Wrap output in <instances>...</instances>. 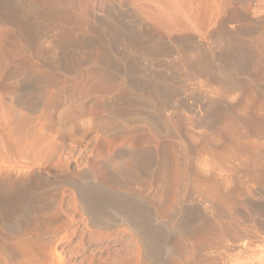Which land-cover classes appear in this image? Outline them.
<instances>
[{"label": "rangeland", "instance_id": "1", "mask_svg": "<svg viewBox=\"0 0 264 264\" xmlns=\"http://www.w3.org/2000/svg\"><path fill=\"white\" fill-rule=\"evenodd\" d=\"M22 3L36 8L21 14ZM7 10L19 23L1 17ZM235 10L243 17L229 18ZM210 16L198 0H0V81L34 92L44 87L40 65L64 74L46 88L42 107L46 140L61 144L27 166L38 169L33 180L47 179L43 188L0 217V264H195L197 246L207 264H264V51L255 41L252 48L264 31V0H226L221 18L213 24ZM221 23L242 48L217 46L213 25ZM29 28L36 36L22 34ZM179 46L199 47L216 73L223 62L238 63L235 73H217L238 89L199 81ZM24 58L35 66L21 70ZM131 102L144 104L140 112L153 116V126ZM8 113L0 105V129ZM225 121L234 124L222 129ZM204 178L221 197L206 192ZM82 201L98 210L97 220ZM124 212L138 218L151 257L122 223ZM215 222L238 223L241 236L208 248L203 236L200 243L183 236ZM180 239L182 260L171 254ZM10 240L26 242L30 252L3 253Z\"/></svg>", "mask_w": 264, "mask_h": 264}, {"label": "bare ground", "instance_id": "2", "mask_svg": "<svg viewBox=\"0 0 264 264\" xmlns=\"http://www.w3.org/2000/svg\"><path fill=\"white\" fill-rule=\"evenodd\" d=\"M30 2H32V1H30ZM225 2H226V0H198V6L211 14L210 20H212V23L214 24L217 20H219L221 18L222 14L225 12ZM22 4L23 5H22V10H21L22 13L21 14L25 13L26 11H29L30 8H36L35 3H29V4L22 3ZM1 17L6 21H9V22H12L15 24L19 23L18 20H20L22 18L21 16L16 17L13 13L9 12L8 10H7V12L3 13L1 15ZM242 17H243V15L239 10L232 11L231 13L229 12V18H231V19L242 18ZM213 27L218 32L216 40L214 41L218 47H220L222 45L226 47L225 44H227V46L231 45V47H233L232 45L239 46V42H240V41H238L239 39H237L235 37V35H230L228 33H225V30H223L224 28H223L222 23L220 25H213ZM21 31H22V34L26 37L30 38V37L36 36L35 32L33 31V28L22 29ZM253 38H254L252 40L253 43L252 42L251 43L253 44L254 47L252 46V48H255V44H257L258 45L257 51L258 52L264 51V31L261 30ZM133 39H134V36L130 35L128 37L127 43L132 44ZM254 41H255V44H254ZM241 45L239 46V48H242ZM186 47L183 48V47L179 46V49L181 51H185L184 52L185 57L183 59V62L185 63L188 70L190 72H192V74L195 73V75L198 77L199 81L201 78V81L203 80V81L208 82V83L209 82L217 83L218 85L216 84V86H218V87L220 85H223L229 91L231 90V92L233 90L238 89V87H239L238 83L239 82L234 81L230 77L228 79H223V78H221V76H219V74H217L220 71L226 72L229 74L235 73L236 70L240 69V66L238 63H236L235 61H230V60H229L230 62H226V63L223 62L221 69H219V72L216 73V71H218V70L214 71V69L209 64V61H204L202 59V57L200 56V53L202 50L199 51V49H200L199 47L198 48H196V46L194 48H192V47L186 48ZM252 50H254V49H252ZM253 52L256 53L255 55H259L258 52H255V50ZM254 56H253V59H254ZM205 58H206V55H205ZM30 60L31 59H29V58H24V60H22V65L20 64L21 67L24 65H26L27 67L35 66V64ZM220 60H222V59H220ZM258 61H256V62H258ZM11 66H14V65H10L9 68ZM14 67H16V66H14ZM80 67L81 66L79 64H76L75 70H73L71 72L77 71ZM210 67L213 70H211ZM25 68L26 67L24 66L21 68V70L25 69ZM38 70L41 73H40V75H38V74L37 75L40 76V78L42 77L41 80H42V83H44V84H41V85H43L44 87L42 89L39 88L40 90H36L34 92L29 90V89H28L29 91L28 90L26 91V89L19 88V86H17L18 88L17 87L15 88V86L13 85L14 83L13 84L12 83L7 84L5 82V80H4V83L0 81L1 82L0 83V105L9 111L8 114L10 116V120H9L6 128L0 129V167L3 165H9L10 167H12L11 169L3 170L5 172L0 171V217L4 216L7 213L12 212L15 209L14 207L17 206L19 203H21L26 198V196L34 193V191L38 192L39 189L43 188V184H44V182H47V179H43L44 182H40L41 180H37V181L33 180L32 179L33 176H37V177L39 176V172L37 171L38 169L35 171V170H32L31 168L28 169L27 166L30 164L31 165L38 164V163L41 164V162L43 161V156H46V155L42 154V151H43V149L45 150V147H49L51 149V151L56 152L55 148L58 147L59 143L61 144L60 141H59V143H57L58 141L52 143L51 141L48 142V140H46L47 135L45 134L46 132L44 130L46 124H45V121L43 120V119L46 120V118H44L45 115H44V111H43L42 107L44 106L43 104L45 102V101H43V94L45 92H47L46 88L51 87V86H56L58 84V82L63 81L61 79V77H63L64 74L63 75L60 74L61 76H59V74L55 73L54 71H46L45 68L43 69L41 67V65L37 69V73H38ZM11 71L6 72L8 74H4V73L3 74L6 75L8 78H10V77H12L13 74H16L15 73L16 71L14 73H12L13 71L12 72ZM37 75H36V77H37ZM6 76H2V77L5 78ZM8 78H5V79H8ZM41 80H39L38 83L39 82L41 83ZM11 92L15 94L14 99L12 98V96L14 94H12V96H10ZM7 94L9 97H11L13 99V100L11 99L12 101H9L10 99H9V97L7 98ZM129 105H131L132 108H134V107L136 108L137 112L135 114L139 115V117H140L139 118L137 115H135L136 118L138 117L140 120L147 121L150 125L153 126V124H152L153 120L151 118L153 116H151V114H149V113L142 114L143 112L142 113L140 112L139 106L144 105V104H142L141 102H137L136 104L134 102H131V103H129ZM129 105H127L129 108L128 107L124 108L125 110L118 111L117 114H123L126 110H130L131 107ZM134 109H131V111ZM30 115L32 117L36 115L35 117L32 118V121H29V119H31ZM132 115L134 116V113H132ZM34 118H36L37 121L36 120L34 121ZM41 119H42V121H40ZM225 120H226V118H225ZM232 123L234 124V121H227V123L225 121L224 128H222V129L228 128L229 127L228 125L232 124ZM235 124H236V122H235ZM32 125H33V128L30 127ZM34 128H35V131L31 132L30 129H34ZM163 146H166V145H163ZM225 149H226V146H225ZM240 150L242 151L241 148H240ZM46 151H48V148ZM237 152L238 151H236V153ZM242 152H241V154H242ZM244 153H245V151H244ZM51 154H53V153H51ZM233 156H234V158H236L235 154H233ZM227 158H229V157H227ZM233 159H230V160L233 161ZM226 164H228V163H226ZM165 166H166V164H165ZM165 168L166 167H164V169ZM165 174H166V172H165ZM165 174L163 173L164 176H165ZM153 175L157 177V174L153 173ZM159 175H162V174H159ZM152 176L150 178H152ZM138 178H137V180H139ZM147 178H149V176ZM163 178L162 177L160 178V182L162 181ZM158 179H159V177H158ZM197 179H198V177H197ZM204 179L206 180V178H204ZM206 181H204V183H207V185L205 186L207 191L206 190L205 191L209 192L210 196L217 195L218 197H221L222 193H220L221 191L219 190V188L216 186H209L210 184L208 183V181L207 182ZM77 191H78L80 197L82 198V190H80V188H77ZM162 193H160L158 191L157 194L162 195ZM87 195L89 196V193ZM83 196H84V194H83ZM88 196L85 195V197H87V201L91 202L90 196L89 197ZM160 197H162V196H160ZM88 202L82 201L81 208L86 212V214L90 217V219L95 220L98 216V213H97L98 210L95 207L94 208L91 207L92 205L90 206ZM12 208H14V209H12ZM11 209H12V211H10ZM260 210H261V208H260ZM260 210H259V212H260ZM263 211H264V209H263ZM259 212H256V213H258V215H259ZM221 213H223V212H221ZM263 218H264V216H263ZM136 219H138V218L134 217L133 214L131 215L128 212L122 213V223L125 224L130 229H132L137 235H139L141 237V245L143 246L142 250L144 252V255H146L147 257H151L152 253H153L152 249H151L152 246H150V242L148 241V239L145 238L144 235L140 233L141 225L139 224V222ZM43 222L41 223L42 225L44 224ZM224 223L225 222H223V224H217V225H216V222H215V225L210 224V223L209 224L199 223V224L193 225L188 230H185V231L183 230V232H184L183 236H184V238L186 237L185 239L190 238V239H193V241H195V242L197 241V243L199 241L202 242L201 239L203 236V237H205V246L207 248L210 245L213 246V244L214 245L215 244H219V245L222 244L223 240L228 236H233V237H240L241 236L239 228L238 227H237L238 229L235 228V226L238 223H234V225H231L232 223L227 224V222H226V224L229 226L224 225ZM263 224H264V222H263ZM232 226H234V227H232ZM37 228L40 229V225L39 226L37 225L35 230H37ZM31 230H34V228ZM198 239H200V240H198ZM206 239H207V241H206ZM1 240H2V238H1ZM180 240H182V239H180ZM13 241L14 242L11 241L12 242L10 244L11 247L5 246V247H8L9 249L3 248L5 251L3 253L8 254L9 256L10 255L11 256H20V255H16V254H21L24 252L25 253L30 252L29 248H28V244L26 242L19 241V240L18 241L13 240ZM182 243H183V240L180 243H178V241H176L173 244H171V254L175 255L174 257H177V259H179V260L180 259L182 260V258H181L182 254H183ZM3 244H6V243L4 242ZM6 245H8V244H6ZM212 246H210V247H212ZM10 248H12V249H10ZM0 252L2 253V251H0ZM196 252L197 253H195L194 256L197 255L196 256L197 262H195V264H207L205 262L206 260L203 261V259L200 257V254H199L200 253V247L199 246H197ZM13 253L14 254L16 253V254L14 255ZM4 256H5V254H4ZM11 261H13V260H11ZM168 264H170V263H168Z\"/></svg>", "mask_w": 264, "mask_h": 264}]
</instances>
